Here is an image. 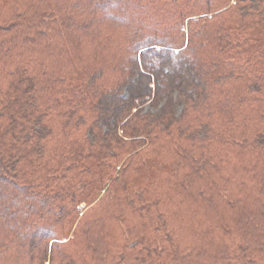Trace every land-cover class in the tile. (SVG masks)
<instances>
[{
	"label": "trees",
	"instance_id": "obj_1",
	"mask_svg": "<svg viewBox=\"0 0 264 264\" xmlns=\"http://www.w3.org/2000/svg\"><path fill=\"white\" fill-rule=\"evenodd\" d=\"M0 264H264V0H0Z\"/></svg>",
	"mask_w": 264,
	"mask_h": 264
}]
</instances>
